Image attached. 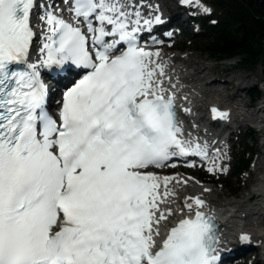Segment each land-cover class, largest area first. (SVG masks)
Masks as SVG:
<instances>
[{
	"label": "snow or ice",
	"instance_id": "obj_1",
	"mask_svg": "<svg viewBox=\"0 0 264 264\" xmlns=\"http://www.w3.org/2000/svg\"><path fill=\"white\" fill-rule=\"evenodd\" d=\"M182 3L209 11L200 0ZM143 7L0 0V264H221L216 225L199 197L184 204L191 218L157 242L173 215L161 204L174 195V178L148 169L174 157L206 159L207 145L183 138L175 97L157 78L160 53L140 46V34L163 23L145 18ZM41 68L54 82L83 72L56 116ZM210 112L214 120L229 116Z\"/></svg>",
	"mask_w": 264,
	"mask_h": 264
},
{
	"label": "bare ground",
	"instance_id": "obj_2",
	"mask_svg": "<svg viewBox=\"0 0 264 264\" xmlns=\"http://www.w3.org/2000/svg\"><path fill=\"white\" fill-rule=\"evenodd\" d=\"M167 0H157L151 2L152 8H157L161 3H165ZM145 7V6H144ZM178 15V10L175 12ZM173 39V36L170 38ZM152 52H159L160 56L157 63L164 66V76L157 78L163 81V88L168 86L176 88L178 93L187 98L190 102L192 109L182 116V130L183 134L188 140L198 143L201 146L207 145V150L212 149L209 144L215 140L210 133L201 134L203 131H207L205 126L201 125V116L211 101L220 103L223 101L232 100L231 95L223 96L222 94L209 90L210 87L219 84V80H211V82L205 83V79L210 75L208 68H205V64L202 62L190 64L191 59L188 55L177 56L168 53V49L163 51L161 48H154L150 50ZM204 67V68H203ZM203 68V69H202ZM214 75V74H213ZM230 82L224 83L225 92L228 94L230 91L228 86ZM57 88V87H56ZM230 88V87H229ZM241 89L238 88L237 92ZM262 109L259 113H264V102L260 103ZM233 106V107H232ZM232 110L235 108L241 109L239 111L238 124L245 125L248 121H253L258 125H261L262 116H258L253 113L243 112L247 108V105L243 107H236L231 105ZM234 108V109H233ZM243 118V119H242ZM256 124V125H257ZM227 149H219L218 153L211 155L207 160V165L212 169H220V159L226 153ZM212 154V153H211ZM264 167V161L256 163V168L252 173V176H257L259 171ZM260 174H264L262 171ZM157 176L174 178L168 185V189L174 193V195L168 196L167 200L161 204V209L167 211L169 208L172 210L173 215L166 221H162L160 224V236L158 239H163L168 231L175 226L176 217L181 215H189L187 209L184 208L185 202L189 197H199L204 201V208L212 207L216 212L222 213L228 219L227 227L223 232L227 239H231L234 233L243 230L248 236L252 238V244L256 249H259L262 253L263 259L259 260L257 264L264 263V177L259 178L256 185L253 187L251 194L244 199V201H230L227 204H220L213 201L215 197L213 188L207 183L200 184L195 179L186 175H169L166 170H162L156 173ZM252 179V178H251ZM254 179V178H253ZM186 181L187 183H177L176 181ZM208 189V191H205ZM164 191L163 185L161 186V192ZM216 194V193H215ZM217 195V194H216ZM218 196V195H217ZM257 196L258 199L254 202L251 197ZM190 202V201H189ZM234 214H236L234 216ZM252 216L257 218L251 219ZM254 222H257L254 224ZM235 250H237L235 248ZM244 253V252H243ZM241 256L242 254H238Z\"/></svg>",
	"mask_w": 264,
	"mask_h": 264
},
{
	"label": "rangeland",
	"instance_id": "obj_3",
	"mask_svg": "<svg viewBox=\"0 0 264 264\" xmlns=\"http://www.w3.org/2000/svg\"><path fill=\"white\" fill-rule=\"evenodd\" d=\"M251 3H261L264 2V0H246ZM170 4L174 5V2L172 0H168ZM205 2L209 4H214L215 0H205ZM220 9V10H219ZM217 13L216 15H219L220 17H223L224 9L220 7H216ZM181 15V13H179ZM179 23H182L183 26L180 27V29L175 33L177 36L174 40L169 41L167 45L175 47L174 50L168 51V53L182 56L188 55L190 57L191 62L190 64H195L202 62L205 64V68H208L210 75H208V81L218 79L221 86L216 87H222L225 82H230V86H228V89L230 90L228 94L226 92H223V96L231 95L232 100L227 101V104L238 106L237 103L241 98V96H244L243 99L245 102V105L249 106L251 104H254L255 110L247 109L243 112L253 113L258 116H262L263 114L257 112L260 108L262 102H264V85L259 83V81L263 78V72H262V66H259L257 69L250 71L248 68L245 67H232L231 64L228 62L225 63H217L215 61L211 60V57L205 53V51L202 50L201 46L198 44L199 40L198 37L194 38V36L200 32L199 27H190V23L184 22V19L181 18L180 20H176ZM180 49H186L185 52L180 53L178 50ZM163 51H166L163 49ZM204 68V67H203ZM202 68V69H203ZM214 74V75H213ZM259 85L258 89L261 91L260 99L253 102V97H249V88L255 85ZM224 87V86H223ZM230 87V88H229ZM241 89L240 92H238V96L235 99H238L236 103H233V97L237 94V90ZM215 90V86H212L209 88V90ZM222 104H226L223 101H220ZM242 104H239L241 106ZM238 106V107H239ZM248 123L252 126L259 127L260 125H256L253 121H248ZM241 136L235 137V139L230 143L231 149L226 151V154L224 156V162L223 158L221 159V168L218 169V171L221 173V175L218 176H208L205 171L199 170V169H190V170H170L168 171L169 175H186L189 176L195 180H199L202 182H208V184L211 185L213 188V192L215 197H213V201L220 204H227L230 201H244L245 198H247L253 189V187L256 185V182L259 178H263L264 174H260L262 171L264 172V167L261 171H259L257 176H252V173L254 172L256 168V163L260 162L262 159L260 157H256L254 160V163L250 169V171L245 174V176L241 179H232L230 180V176L232 173H234V164L235 161L240 158L244 154L245 147L244 145H248L249 148H252L254 150L257 149V145L255 140H259L260 143L264 142V133L259 135L258 133L252 132L250 129L248 130L246 127H242L240 129ZM245 134H248V137H245ZM248 158H252L251 155H247ZM206 173V174H205ZM206 177V178H204ZM252 178V179H251ZM254 178V179H253ZM218 195H216V194ZM258 199V197H254V202ZM251 251H249L246 254V257H248V260H246V264H257L259 260L263 259L261 255V251L259 249H253L251 247ZM255 250V251H253ZM255 254V259L252 260V255ZM264 264V263H261Z\"/></svg>",
	"mask_w": 264,
	"mask_h": 264
},
{
	"label": "trees",
	"instance_id": "obj_4",
	"mask_svg": "<svg viewBox=\"0 0 264 264\" xmlns=\"http://www.w3.org/2000/svg\"><path fill=\"white\" fill-rule=\"evenodd\" d=\"M214 4L225 11L223 17H215V25L201 22L198 44L202 50L216 62L239 57L241 66L250 71L262 66L264 72V2L215 0ZM254 95L259 97L260 92ZM247 154L236 160L230 180L240 179L250 168L252 159Z\"/></svg>",
	"mask_w": 264,
	"mask_h": 264
}]
</instances>
